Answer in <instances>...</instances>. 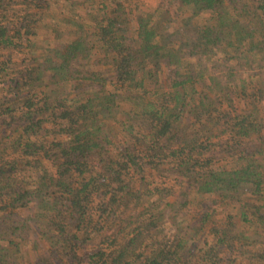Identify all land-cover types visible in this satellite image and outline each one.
<instances>
[{
    "label": "trees",
    "instance_id": "1",
    "mask_svg": "<svg viewBox=\"0 0 264 264\" xmlns=\"http://www.w3.org/2000/svg\"><path fill=\"white\" fill-rule=\"evenodd\" d=\"M18 1L0 0V264L31 240L28 264H264V0H88L89 22L85 0ZM169 170L178 186L145 181ZM202 196L232 210L199 219Z\"/></svg>",
    "mask_w": 264,
    "mask_h": 264
},
{
    "label": "rangeland",
    "instance_id": "2",
    "mask_svg": "<svg viewBox=\"0 0 264 264\" xmlns=\"http://www.w3.org/2000/svg\"><path fill=\"white\" fill-rule=\"evenodd\" d=\"M82 1H84V0H82ZM94 1L100 2V0H94ZM17 3L18 4L16 6V9H22L23 8V6H21L22 5V1L20 0ZM157 4L158 3H157L156 0H145V7L148 8V9H154V8H156L157 7ZM59 5H60V8H63V10L66 9V7H65L66 5H62V4H59ZM97 6H98L97 3L95 4V2H94V4H93L90 1H88V0L86 1L85 0L84 2H82V5L81 6H79L77 9H75V13L77 12L78 15L82 16V18H84L85 20H87L89 22L90 19H91V17L93 16V14L95 16V13L97 12L96 10L98 9ZM68 10H69V8H67L66 11H68ZM60 14H63V13L62 12L61 13H58L57 12L56 15H55L56 18L59 19V20H60V17H61ZM94 16L92 17V19H94ZM62 18L64 19L65 17H62ZM51 20L52 19L49 18L47 20V22H51ZM41 37H42V35L40 33V38ZM48 46H49L48 43L45 42L42 38L39 39L38 42H36L35 46L32 45V47L34 49L37 48L40 52H42L43 50H47L48 49ZM4 53H5V51H1L0 50V64L4 60V58L2 57V54H4ZM13 59H14L13 62H15L18 66L22 65V63L24 62V56L22 54H20V53L15 54V58H13ZM27 64H29V63H27ZM102 65H100V66L102 67ZM2 96H3V94L0 92V97H2ZM209 96H210L211 100H207V102L209 103V106L211 108H217L219 105H222L224 107V109H228L227 108V105L222 104V102L220 100H218L217 98H215L213 96V94H209ZM196 97H198V95ZM121 106H123V108L130 109L131 104L128 103V102H126V101H123L121 103ZM236 106H238L237 107L238 108V111L244 110L243 109V106L244 105L243 104H240V102H237V105ZM119 134H120L119 132L114 133V135H111V139L113 141H115V142L116 141H122L123 143H125L127 139L129 140V138H127V137H126L127 139L126 138L123 139L122 135L121 134L119 135ZM116 135L118 137L113 138ZM141 136H142L141 133L138 134V138H141ZM0 137L2 138V134H0ZM165 145H167V143H165L164 146ZM169 145L172 146L173 144H169ZM138 149L141 150L142 148L138 146ZM45 167H46L47 170L49 169L50 171H52V168H51V165L50 164L46 163L45 164ZM163 170L166 171L167 169L164 168ZM167 173L168 174H165L163 176L160 175L161 173L160 174L155 173L156 178L145 179V181L147 180V182H151V184H152L151 186L154 187V184H156V182H157V184H158V182L161 183L159 181V179L161 177V178H163L165 180L166 186L167 185L169 187L178 186V182H177L178 179H177V176L175 175V172H172L171 170H169ZM147 176L149 178V174H147ZM145 181H142L141 182L142 185L145 184ZM206 198L207 197H203L202 196V197H195L193 199H195L196 201H199V202H203V201L204 202H208V204L210 205V208L209 209H208V206H204L203 207V206H200V205L198 206V205H194L193 203H191V206L193 204V208L192 209L195 210V211L197 209L196 212H197V214H199V219H202V216H203L202 214L204 212H212L213 211L215 214L212 216V219H210L209 221L212 222V223H221L223 217L225 216V214L223 213V211L225 209L232 210V208H230V205H228V204L225 205L224 203L218 202L216 200V197L215 196H211V197H209L210 199H207V200H206ZM231 201H232L231 199H228L227 200V203H231ZM192 209H190V211H188V212H193ZM213 219L215 220L214 222H213ZM169 224H171V226L167 227L168 230L166 229V232H169L170 234L171 233H174L175 232V229H174V226L172 225V220H170V219H169ZM177 227L180 228V229H182V227L180 225H177ZM113 230L114 231L117 230L116 226L113 227ZM207 232H208L207 230L201 229V225L200 224H197V225L194 224L190 228V230H189L190 235L194 238L191 241H194L195 240V242L200 243V241H203L202 239H204V237L208 234ZM37 233L40 234L38 231H37ZM38 234H36L35 237H38ZM209 238H210L209 241L211 240L212 243L214 244V242H215L214 237L213 236H209ZM32 242H33V240H31L30 242H27L25 244V246L23 247L24 249L22 248L23 249V254L25 255V257H24V259H21L20 260L21 263L28 264V262H30L32 260H35V257H37L39 254H41V248H40V246H37L38 243L36 245H34V244H32ZM257 243L258 244H261L259 242H257ZM248 248L253 249L252 246H249ZM248 248H246V249H248ZM258 248H262V247H258ZM247 259L248 258H243L242 261H241V264H245V263L248 264V260L249 259L248 260Z\"/></svg>",
    "mask_w": 264,
    "mask_h": 264
}]
</instances>
